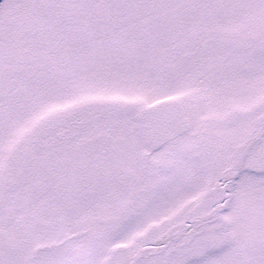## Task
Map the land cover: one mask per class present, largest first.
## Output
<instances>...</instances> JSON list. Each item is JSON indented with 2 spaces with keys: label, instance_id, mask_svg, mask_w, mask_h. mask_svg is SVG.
I'll use <instances>...</instances> for the list:
<instances>
[{
  "label": "snow or ice",
  "instance_id": "6c2138e0",
  "mask_svg": "<svg viewBox=\"0 0 264 264\" xmlns=\"http://www.w3.org/2000/svg\"><path fill=\"white\" fill-rule=\"evenodd\" d=\"M0 264H264V0H0Z\"/></svg>",
  "mask_w": 264,
  "mask_h": 264
}]
</instances>
